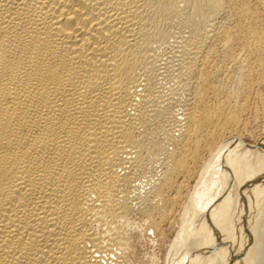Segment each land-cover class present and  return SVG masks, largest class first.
I'll return each instance as SVG.
<instances>
[{"label": "bare ground", "instance_id": "bare-ground-1", "mask_svg": "<svg viewBox=\"0 0 264 264\" xmlns=\"http://www.w3.org/2000/svg\"><path fill=\"white\" fill-rule=\"evenodd\" d=\"M262 72L264 0H0V264H139L201 164L168 264H264Z\"/></svg>", "mask_w": 264, "mask_h": 264}, {"label": "rangeland", "instance_id": "rangeland-1", "mask_svg": "<svg viewBox=\"0 0 264 264\" xmlns=\"http://www.w3.org/2000/svg\"><path fill=\"white\" fill-rule=\"evenodd\" d=\"M262 73L264 74V72H262ZM263 74H261V76H263L261 78H264ZM261 78H260V80H261ZM263 81H264V79L262 80V82L260 84L261 87L259 86L261 88V90L258 87L259 91H257L258 96H256V98L254 99L255 102L253 101L252 102L253 105L251 104L252 109L250 108L251 111H249L246 115V123H247V124H245L246 126L243 127V129L241 130L242 132H238L233 136V140L236 141L237 143L239 142L238 144L241 147H244V146H250L253 148L259 147V145H261L264 141V138H263V136H264V102H263L264 101V97H263V95H264V93H263L264 92V84H263ZM262 90H263V92H262ZM258 93H260V95ZM256 103H257V105H256ZM261 103H263V104H261ZM254 107H255V109H257V115L255 113L256 110L254 109ZM258 107H259V109H258ZM258 114H259V116H258ZM226 139H228V137ZM205 158H206L205 160H207V159L209 160L210 155L209 154L206 155ZM198 168H199L197 170L198 172H196L198 174H196V176L192 179L193 181L192 180L190 181L189 187L183 191V195L181 198L182 199V201H181L182 205L180 204V206L178 208V212H175L176 215L174 214L175 216L174 217L172 216L170 220L157 218L156 222L159 225L156 223L157 225L155 224V227L153 226V227L149 228V227L143 226L142 220L144 218L141 214H135L133 216L132 221L134 223H136L135 224L136 227L139 226L136 230V233H138V234L135 233L136 239H134L135 240L134 245L136 246V249H137L136 251L138 252V253H136V254H138L137 258H139L141 261V262H139V264H158V263L159 264H168V262H167V258H168L167 255H169L168 252L170 251V248L174 244V242L178 236V233L182 227V224L185 221V219H183V217H184L183 211L185 210L184 207H186V205L189 202V199L191 197V194L194 192V188H195L194 186H196V183H197V180L199 179L200 173H202V171H203V164H201ZM156 226H157V228H156ZM141 232H143V233H141ZM139 234H142V235H139ZM137 238H138V240H137ZM134 257H135V254H134Z\"/></svg>", "mask_w": 264, "mask_h": 264}]
</instances>
